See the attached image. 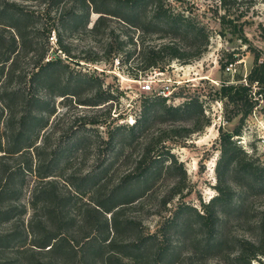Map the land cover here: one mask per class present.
I'll list each match as a JSON object with an SVG mask.
<instances>
[{
	"label": "trees",
	"instance_id": "trees-1",
	"mask_svg": "<svg viewBox=\"0 0 264 264\" xmlns=\"http://www.w3.org/2000/svg\"><path fill=\"white\" fill-rule=\"evenodd\" d=\"M38 1L39 7L34 9L22 0H0V224L13 220L11 211L1 206L10 195L21 197L27 192V206L33 212L26 226L23 225L22 235L14 231L3 235L0 230V251L19 241L15 251L24 256L22 264H177L179 247L185 243L182 237L189 228L204 234L202 248L190 256L220 250L223 244L219 234L222 208L235 197L233 189L220 178L214 187L216 195L202 203L200 211L179 204L171 217L153 233L146 232L135 218L123 216L127 209L144 205L147 183L162 171L163 166L165 171L177 169L180 178L162 197L157 206L158 214L175 198L183 197L184 189L180 185L185 182L183 166L176 168V161L171 160L168 153L164 156L155 151L166 150L163 145L166 131L180 135L186 141L210 125L198 99H190L179 106H167V97L151 95L146 98L139 117L130 127L116 125L114 132L106 140L102 139L99 148L110 153L105 156L101 151L104 159L99 167L78 179L82 187L72 180L65 181V188L73 195L69 191L58 193L56 190L61 178L57 168L67 161L61 148L54 149L44 162L39 151L48 150L47 142L44 139L41 146L37 145L40 133L47 128L53 115V98L59 97L61 102L85 108L103 106L100 109L115 98L110 91L103 90V81L83 72L81 66L106 63L111 55L118 57L127 45L133 44L130 35H123V38L108 35L100 57L78 56L71 49L72 43L65 38L71 40L77 34L96 37L103 27L109 28L108 21L133 27L142 35H156L162 42L149 45L137 69L128 64L133 56L131 52L125 53L123 61L117 60L137 81L154 71L163 72L171 61L188 65L201 58L209 46L206 29L188 17L173 13L165 0ZM219 3L225 9L226 0H219ZM148 8L150 12H147ZM92 14L96 15L93 22L90 20ZM230 21L225 13L219 17L222 29ZM52 32L57 50L64 58H47ZM248 48L253 55V64L244 83H222L218 91L225 108L234 109L233 116L239 117V125L231 133L221 134V157L216 169L219 171L224 165L235 174L246 176L254 186L264 188V165L239 159V147L234 142L243 122L258 106L259 98L264 100V53ZM226 58L227 61L221 64L222 69L236 61L231 53ZM240 80L242 78L235 81ZM253 85L257 88L255 92L251 91ZM174 116H193L195 120L190 128L159 130L158 137L149 139L146 132L150 124L158 118ZM79 119L85 131H72L67 135L64 148L68 150L90 143L85 126L98 125L90 117ZM138 144L139 149H134L133 146ZM11 156H27V159L14 169L4 163L5 158ZM115 165L130 169L101 194L99 187L107 184ZM26 179L35 181L26 185ZM87 194L97 198L76 207L74 201L82 200ZM25 210L23 205L24 213ZM189 214H193L195 223L190 222ZM126 232L133 236L123 237ZM228 256H232L237 264L253 261L264 264V224H261L260 235L255 241L240 240L237 251Z\"/></svg>",
	"mask_w": 264,
	"mask_h": 264
},
{
	"label": "rangeland",
	"instance_id": "rangeland-1",
	"mask_svg": "<svg viewBox=\"0 0 264 264\" xmlns=\"http://www.w3.org/2000/svg\"><path fill=\"white\" fill-rule=\"evenodd\" d=\"M27 7L38 9L40 1L22 0ZM167 7L173 13H179L191 19L195 24L203 26L209 35V46L206 53L196 61L188 65L181 64L180 61H171L165 66L163 72L154 71L147 77L133 80L126 73L125 66L118 64L117 60H124L125 53L131 52L133 56L129 61V66L139 67L141 61L148 52L149 45H158L162 41L156 35H142L133 27H125L116 21L106 23L109 28L103 27L96 37H89L87 34H77L71 40H64L72 43L71 49L78 56H101V51L106 48L105 37L108 35L115 37L120 35H130L133 37V44L127 45L118 57L111 55L106 63L94 65H82L81 70L98 77L103 81V90H108L115 98L100 109V107H80L66 101L61 102V98H53V115L49 119L47 128L40 133L37 145L47 142V151H39V157L45 162L52 151L61 148L64 159L57 171L61 174L56 187L58 193L73 192L65 188V181L69 179L76 186H81L78 179L89 171L97 169L104 159L103 151L109 155L110 151L100 149V143L106 140L110 133L114 132L116 125L130 127L139 117L141 106L146 98L152 94L144 93L142 86L145 81L153 83L154 91L161 87H169V95L166 105L179 106L190 99H198L202 103L206 117L210 125L201 132L192 134L186 141L180 135L174 136L166 130L179 129L181 127L192 126L195 118L166 117L158 118L156 122L147 128L149 139L158 137L159 130H165L164 147L166 150L158 149L159 154L168 153L171 160L176 161V168L183 166L185 171V182L180 183L183 190V197L175 198L165 210L158 214L157 206L162 197L165 196L174 182L180 178L177 169L162 171L152 177L147 183V194L144 198V205L134 209H127L124 217L135 218L141 227L149 233L157 229L174 213L179 204L192 206L197 211L201 210V204L207 203L216 195L215 185L220 178L228 184L234 191L235 197L231 202L223 206L219 234L223 241L220 250L197 256H190L194 251L202 248L203 232H197L189 228L183 234L185 243L179 247L180 257L177 264H237L230 253H235L238 249V242L242 239L255 241L260 235V226L264 224V188L254 186V183L246 176L235 174L231 168L222 165L219 171L218 162L220 153V136L222 133H231L239 125V117H234V109L225 108L224 100L220 98L218 91L222 83L240 84L244 83V78L248 74L253 64V55L248 47L255 48L264 53V0H226L225 9L220 6L219 0H165ZM151 9L148 8L147 12ZM225 13L231 21L225 27L219 22V17ZM96 19V15H91V22ZM113 29L112 32L109 30ZM243 39L246 42H243ZM167 41V40H164ZM54 32L49 37L48 59L57 57L64 58L57 50ZM232 54L236 60L230 70L222 69L221 64L227 61V55ZM167 61L166 59L164 62ZM76 69H79L78 67ZM242 78L240 81H235ZM257 90L256 85L251 88L252 92ZM155 96V94H154ZM109 113V114H108ZM80 117H90L97 121L98 125L85 126L87 134L90 135V143L82 144L78 149L68 150L64 148L67 135L72 131H85L81 125ZM234 142L239 147L238 158L246 160L253 165H264V100L259 98L258 106L245 119L239 132V136L234 137ZM139 149V144L133 146ZM60 151V150H59ZM27 156L6 157L5 166L17 169L26 161ZM129 166H113L109 173L107 184L99 187L101 194L115 183L123 173L129 171ZM26 185L35 180L28 181ZM29 182V183H27ZM98 184V181H96ZM28 191V186H25ZM31 187V185H30ZM23 196L10 195L5 198L1 206L9 211L13 220L0 224L3 235L12 231L19 236L32 216V210L27 206L28 193L23 192ZM96 199L94 194H87L84 198L78 199L76 207H81L86 201ZM23 205L26 210L23 212ZM109 215H107V220ZM189 220L193 224L196 219L193 214H189ZM24 225V227H23ZM133 233L126 232L127 239ZM19 241L6 245L4 251H0V264H22L24 256L17 254L15 245ZM18 246H20L18 244ZM233 255V254H232ZM263 260V259H262ZM251 264H258L253 261Z\"/></svg>",
	"mask_w": 264,
	"mask_h": 264
},
{
	"label": "built area",
	"instance_id": "built-area-1",
	"mask_svg": "<svg viewBox=\"0 0 264 264\" xmlns=\"http://www.w3.org/2000/svg\"><path fill=\"white\" fill-rule=\"evenodd\" d=\"M230 67H227L226 70H230ZM142 91L144 93H150L152 95L155 94V96H161V97H164V98H168V95H169V87L168 86H165V87H161L158 91H154V87H153V83H150L148 81H145L143 83V86H142Z\"/></svg>",
	"mask_w": 264,
	"mask_h": 264
}]
</instances>
